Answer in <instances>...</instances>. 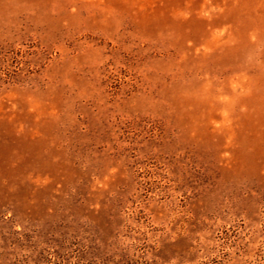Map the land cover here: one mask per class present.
Segmentation results:
<instances>
[{"label": "rangeland", "instance_id": "374dc122", "mask_svg": "<svg viewBox=\"0 0 264 264\" xmlns=\"http://www.w3.org/2000/svg\"><path fill=\"white\" fill-rule=\"evenodd\" d=\"M0 264H264V0H0Z\"/></svg>", "mask_w": 264, "mask_h": 264}]
</instances>
